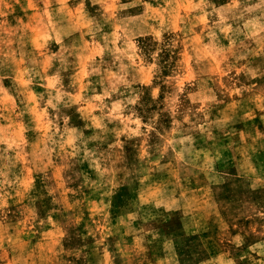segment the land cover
Masks as SVG:
<instances>
[{
    "label": "rangeland",
    "instance_id": "374dc122",
    "mask_svg": "<svg viewBox=\"0 0 264 264\" xmlns=\"http://www.w3.org/2000/svg\"><path fill=\"white\" fill-rule=\"evenodd\" d=\"M234 2L0 0V264H264V6Z\"/></svg>",
    "mask_w": 264,
    "mask_h": 264
},
{
    "label": "clouds",
    "instance_id": "9594fccd",
    "mask_svg": "<svg viewBox=\"0 0 264 264\" xmlns=\"http://www.w3.org/2000/svg\"><path fill=\"white\" fill-rule=\"evenodd\" d=\"M239 6H240V5H239V3L237 2V0H236V2L232 3V5H231L232 8H238ZM262 6H264V0H261V3L258 4V5H253V6L249 7V8H247L246 11L251 12V11H253L255 8H259V7H262ZM121 7H126V5H121ZM197 7H199V5H197ZM205 15H207V14H205ZM222 19H223V18H222ZM246 26H247V25H246ZM223 30H225V29H223ZM261 30L264 31V27H262ZM131 47L133 48V56H134V55H135V46H134V45H131ZM130 58H131V57H130ZM155 67H156V65L153 64V65H152V68H155ZM49 103H51V101H49ZM66 143L71 144V143H72V139L70 138ZM169 143H171V141H170ZM181 143H183V141H181ZM61 147H63V145H61ZM227 264H231V261H228Z\"/></svg>",
    "mask_w": 264,
    "mask_h": 264
}]
</instances>
